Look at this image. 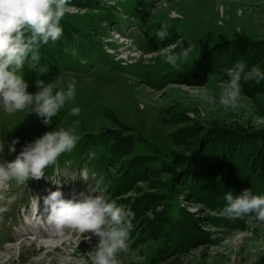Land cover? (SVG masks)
<instances>
[{
	"label": "rangeland",
	"instance_id": "1",
	"mask_svg": "<svg viewBox=\"0 0 264 264\" xmlns=\"http://www.w3.org/2000/svg\"><path fill=\"white\" fill-rule=\"evenodd\" d=\"M63 19L80 28L87 58L75 70L25 64L18 75L32 94L39 90L37 80L58 79L65 89L75 80V98L45 126L29 109L7 115L0 107V164L75 121L80 137L111 133L121 155L99 169L57 159L39 180L0 185V206L8 209L0 217V264H93L99 238L69 229L57 235L44 213L51 191L59 187L65 199L79 200L90 185L135 213L120 264H259L264 223L229 219L220 202L229 192L234 198L244 190L264 196V172L251 160L264 138V80H242L234 107L221 106L218 97L226 70L236 62L264 72V0H68ZM161 24L169 26L164 41L156 37ZM178 41L193 51L174 68L158 51L177 45L173 51L179 53ZM203 57L215 72L197 81L193 73ZM205 91L217 97L216 105L201 98ZM73 107L80 108L78 116ZM132 161L140 173L132 188L118 192ZM200 161L211 190L190 173ZM181 170L183 180L176 176Z\"/></svg>",
	"mask_w": 264,
	"mask_h": 264
},
{
	"label": "clouds",
	"instance_id": "2",
	"mask_svg": "<svg viewBox=\"0 0 264 264\" xmlns=\"http://www.w3.org/2000/svg\"><path fill=\"white\" fill-rule=\"evenodd\" d=\"M68 0H0V107L7 115L29 109L31 113L43 118L49 124L67 102L74 100L76 81L72 80L67 88L58 87L59 80L45 83L36 81L39 89L35 94L27 91L29 85L18 72L31 56L32 61H39L41 44L56 42L63 34L61 21L67 10ZM169 36V26L161 24L156 37L164 41ZM180 52L173 51L177 45L159 49V54L166 58L172 67L182 66L183 60L193 51L191 45L184 47L179 41ZM247 65L236 62L226 70L227 79L221 85L218 102L225 108L236 106L242 93L241 81L264 80V72L258 66L247 69ZM201 98L211 105H216L217 97L210 92H203ZM71 114L78 116L79 107H73ZM73 127L58 128L46 132L42 137L23 147L16 158L6 164H0V185L9 181L25 184L29 179L39 180L44 177V169L56 163L65 152H71L80 139ZM13 141L10 151H15ZM3 142L0 141V151ZM90 158L95 156L89 153ZM57 185H59L57 183ZM227 206L222 215L229 219H250L264 223V196L254 195L251 190L235 198L229 192L224 196ZM0 206V217L7 212ZM44 213L49 229L63 235L66 229L87 233L99 238L96 249L92 252L93 264H120L117 256L129 249L132 220L135 213L123 205L110 202L99 185L89 187L87 195L81 194L79 200L65 199L59 187L44 198ZM87 235L86 239H91Z\"/></svg>",
	"mask_w": 264,
	"mask_h": 264
},
{
	"label": "trees",
	"instance_id": "3",
	"mask_svg": "<svg viewBox=\"0 0 264 264\" xmlns=\"http://www.w3.org/2000/svg\"><path fill=\"white\" fill-rule=\"evenodd\" d=\"M63 20L64 19H62L61 21L63 34L60 37V39L56 42L49 41L48 44H41L39 49L40 60L38 62L32 61L31 56H29L25 64H32L33 66H44L47 65L48 63H54L56 70H60L62 67H65L68 70H75V68L79 64H82V61H84L87 58V55L85 54L86 51H82L80 49V46L82 44L78 37L80 33V28L71 25V23L66 19L64 21ZM233 55L235 56L236 52H233ZM202 59H201L202 61H200V65L197 66L198 74L193 73V79L197 81L198 80L202 81V79L206 77V72L209 73L215 72L214 66L211 68L206 64L209 61L208 60L204 61L205 60L204 57ZM44 124L45 123H41V126H43ZM9 132L10 131H7L5 134H8ZM251 135H253L254 137L258 136L257 133ZM259 136L263 137L264 135L259 134ZM116 139L117 138L108 131L94 134L91 137L88 136L80 137L79 141L77 142L76 146L73 148L71 152H65L58 158V163L65 164L71 161L72 165L76 163H78L79 166L86 164L89 168L99 169L100 166H102L106 162L112 161V159L118 153L120 154L118 149L119 146L117 147L114 143ZM261 143H262L261 144L262 149L256 152V154L252 156L251 160L253 161V166L255 168L262 169L264 172V138H262ZM90 152L95 153V156L93 158H90L89 156ZM199 164L203 167L202 161L197 162V167L192 168L194 172H190V173L191 174L194 173L195 181H197L198 178L200 177L202 179V182L205 183V187L207 186L211 190L212 188L209 186L208 181L204 180L206 177L201 167H199ZM186 167H187L186 165L184 167L182 166L183 169ZM50 168H51L50 165L49 168L46 167L47 172L51 171ZM206 168H208V165H206ZM126 169H127L126 176L123 179H121L116 185V190L118 192L121 190H128L127 188H130L127 187L128 185H130L132 188L133 185L132 179L137 178L138 176L137 174L140 173V166L137 163H134L133 161L130 162V164L126 167ZM183 171L184 170H181L176 174L179 180H183L182 179V175L184 174ZM215 193L218 195L220 194V192L218 193L215 192ZM212 204H216L215 199L213 200ZM220 205L222 206V208H224L227 206V202L223 200L222 202H220ZM259 264H264V256H262L261 259L259 260Z\"/></svg>",
	"mask_w": 264,
	"mask_h": 264
},
{
	"label": "bare ground",
	"instance_id": "4",
	"mask_svg": "<svg viewBox=\"0 0 264 264\" xmlns=\"http://www.w3.org/2000/svg\"><path fill=\"white\" fill-rule=\"evenodd\" d=\"M114 34H116V37H118L119 39H123V38L121 37V35H118L117 33H113V35H114ZM116 37H115V38H116ZM42 233H43V232H40V235H41ZM35 243H36V241L33 242V244H35Z\"/></svg>",
	"mask_w": 264,
	"mask_h": 264
}]
</instances>
